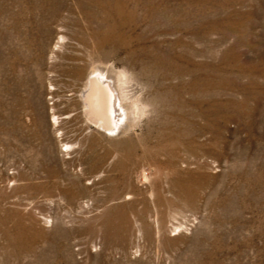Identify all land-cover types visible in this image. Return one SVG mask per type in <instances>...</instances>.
I'll return each mask as SVG.
<instances>
[{"label":"rangeland","instance_id":"374dc122","mask_svg":"<svg viewBox=\"0 0 264 264\" xmlns=\"http://www.w3.org/2000/svg\"><path fill=\"white\" fill-rule=\"evenodd\" d=\"M0 264H264V0H0Z\"/></svg>","mask_w":264,"mask_h":264},{"label":"bare ground","instance_id":"6f19581e","mask_svg":"<svg viewBox=\"0 0 264 264\" xmlns=\"http://www.w3.org/2000/svg\"><path fill=\"white\" fill-rule=\"evenodd\" d=\"M127 79L124 71L97 64L85 70L82 80L80 103L86 115L98 127L113 134L126 131L143 111L136 100L128 101L123 84Z\"/></svg>","mask_w":264,"mask_h":264}]
</instances>
